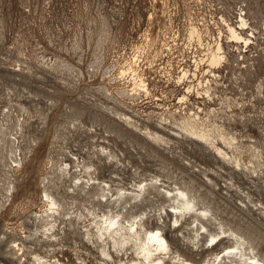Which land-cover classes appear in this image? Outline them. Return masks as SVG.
Returning a JSON list of instances; mask_svg holds the SVG:
<instances>
[{"label":"rangeland","instance_id":"rangeland-1","mask_svg":"<svg viewBox=\"0 0 264 264\" xmlns=\"http://www.w3.org/2000/svg\"><path fill=\"white\" fill-rule=\"evenodd\" d=\"M140 185L155 207L188 192L264 259V0H0V264L129 260L94 224ZM189 217L170 219L185 254Z\"/></svg>","mask_w":264,"mask_h":264},{"label":"bare ground","instance_id":"bare-ground-1","mask_svg":"<svg viewBox=\"0 0 264 264\" xmlns=\"http://www.w3.org/2000/svg\"><path fill=\"white\" fill-rule=\"evenodd\" d=\"M229 30L233 36L237 38L240 37L233 27L230 26ZM217 48L219 49V46ZM210 60L216 63L218 61L217 55L212 54ZM190 132L206 141L209 140H207V133L204 131V133L196 132L192 130L191 127ZM93 182L94 181H90V184ZM84 184V187L89 186H87L86 183ZM103 185L105 186V184ZM91 187L90 185V188ZM138 190V192L123 191V193H126V195L129 194L131 195L130 197H132V200H130L129 197L124 202L122 201L123 203L116 200L119 199L118 196L109 198L110 204L117 203L116 205H118L117 208L119 211L116 214L104 213L105 215L103 218L96 221L94 224L97 226L99 235L101 237L104 236V239L107 240L106 242H110L112 246L111 249L110 247H106L107 244H105L106 246L102 245L101 251L104 255L112 258V250H114L116 246H126V249L123 251L125 255H128L127 252L129 248L132 250L134 257L124 262L119 260L117 264H231L232 262H235L234 264H264V259L254 251L248 241H245L238 233L233 231L226 232V229L224 230L222 225L219 222H215L213 220L214 217H210L209 213H207L210 210L207 211L208 209H204V207L203 209H198V207L195 206V202H193V199L189 198L188 192L181 189H177V193L167 192V195L165 194L161 197L162 201L164 200L166 203L163 201L158 207H155L152 204V199L154 197L152 191H150L148 187H144V185ZM106 194L108 193L104 192V187L102 186L100 195ZM42 196L45 198V205L47 206L43 212H56L59 206L57 200L45 189L43 190ZM137 196L142 198V201L138 204L140 211L138 214L131 217L132 219L126 218L123 211L127 210V207L132 204L131 202L136 200L135 198ZM155 213L158 215L157 219L159 222L154 221L156 218H154ZM187 215L193 217L194 221L197 220L199 223V229H196L197 243H199L196 250L194 251L193 248L185 244L189 254L183 253L178 248L173 250L171 248V242L173 240L181 241L182 239L177 234L178 226L174 225L170 219L174 216V221H178L179 216H183L186 219V217L188 218ZM207 236L210 237V240L206 239ZM215 239H218L215 245L206 243ZM226 242H233V246L215 254L216 256L213 260L206 261V259V262H200L196 257V255L210 253L216 245L225 244ZM179 245L183 247L184 243L181 241ZM35 257L36 259H40L37 255H35ZM55 263L62 264L58 261Z\"/></svg>","mask_w":264,"mask_h":264}]
</instances>
